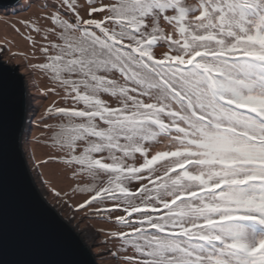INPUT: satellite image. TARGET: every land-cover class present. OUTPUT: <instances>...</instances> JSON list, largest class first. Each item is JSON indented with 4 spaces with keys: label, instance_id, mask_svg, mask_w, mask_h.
<instances>
[{
    "label": "snow or ice",
    "instance_id": "obj_1",
    "mask_svg": "<svg viewBox=\"0 0 264 264\" xmlns=\"http://www.w3.org/2000/svg\"><path fill=\"white\" fill-rule=\"evenodd\" d=\"M33 8L0 38V264H264V0ZM29 83L54 97L55 195L105 227L64 234L9 181L5 106Z\"/></svg>",
    "mask_w": 264,
    "mask_h": 264
},
{
    "label": "rangeland",
    "instance_id": "obj_2",
    "mask_svg": "<svg viewBox=\"0 0 264 264\" xmlns=\"http://www.w3.org/2000/svg\"><path fill=\"white\" fill-rule=\"evenodd\" d=\"M24 3L25 0H20L19 4L16 3L13 6L0 7V38L5 36L12 38L15 34L11 31V26L14 25L16 21L26 19L35 12V8L28 12L19 11V8ZM16 26L19 27V25ZM16 40L18 46L22 48L24 42L20 41L19 37H16ZM12 51H16V49L13 48ZM4 58L5 60L10 59L7 53L4 55ZM11 62L18 63L19 58L13 57L11 58ZM20 73H24L23 68L20 69ZM37 83H40V81L37 80ZM29 92L37 96V98L25 104L26 114L19 139L22 156L27 162L29 174L40 196L52 205L59 216L66 220V223L75 231H80L85 228L98 230L105 227L96 219H83L82 213L75 212L72 207L67 206L63 200L55 195V191L68 190L70 181L67 179L61 165L52 162L47 164L42 163V161L48 160L51 149L45 143V136L43 135L45 129L39 123L43 107L51 103V99H54V97L48 100L39 97L35 89L32 88L31 83H29ZM32 118H34L33 121L31 120ZM104 239L105 237L103 235H97V243ZM97 264H103V262L97 261Z\"/></svg>",
    "mask_w": 264,
    "mask_h": 264
},
{
    "label": "water",
    "instance_id": "obj_3",
    "mask_svg": "<svg viewBox=\"0 0 264 264\" xmlns=\"http://www.w3.org/2000/svg\"><path fill=\"white\" fill-rule=\"evenodd\" d=\"M16 3L17 0H0V7L13 6ZM25 104L21 106L18 101L13 100L6 102L4 124L8 142L11 145L5 155L6 173L9 181L25 192L28 201L40 208L45 220L62 221L60 230L66 234L67 231L73 229L66 223V220L59 216L53 206L40 196L29 174L27 162L22 156L19 136L22 133L23 121L26 114Z\"/></svg>",
    "mask_w": 264,
    "mask_h": 264
},
{
    "label": "trees",
    "instance_id": "obj_4",
    "mask_svg": "<svg viewBox=\"0 0 264 264\" xmlns=\"http://www.w3.org/2000/svg\"><path fill=\"white\" fill-rule=\"evenodd\" d=\"M31 114H32V113H31ZM31 114H29V115H31ZM31 120L33 121V120H34V118H32Z\"/></svg>",
    "mask_w": 264,
    "mask_h": 264
}]
</instances>
